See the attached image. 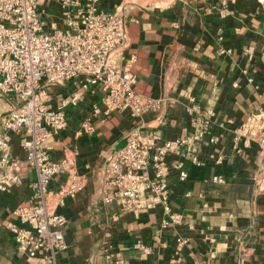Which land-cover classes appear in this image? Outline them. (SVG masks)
I'll return each instance as SVG.
<instances>
[{
  "label": "crops",
  "instance_id": "1",
  "mask_svg": "<svg viewBox=\"0 0 264 264\" xmlns=\"http://www.w3.org/2000/svg\"><path fill=\"white\" fill-rule=\"evenodd\" d=\"M131 2L127 58H134L135 92L168 102L142 119L100 113L91 135L80 132V123L99 101L100 89L68 107L67 129L46 141L52 158L68 159L83 183L59 208L69 220L63 227L68 248L59 262L264 264V149L249 135L236 138L243 125L264 123V0ZM121 4L103 0L101 7L112 11ZM76 89L69 81L46 91L57 107ZM17 105L14 95L0 92V120ZM194 108L210 123L205 141L220 140L200 149L202 165L185 162L187 180L172 171L171 208L180 219L173 221L161 207L127 211L106 203L105 166L125 135L143 125L158 133L159 144L192 136V121L199 118ZM11 159L20 164L22 183L0 192V264H41L19 251L7 228L18 222L14 210L31 203L36 179L18 137ZM66 178L55 176L51 188L60 190Z\"/></svg>",
  "mask_w": 264,
  "mask_h": 264
},
{
  "label": "built area",
  "instance_id": "2",
  "mask_svg": "<svg viewBox=\"0 0 264 264\" xmlns=\"http://www.w3.org/2000/svg\"><path fill=\"white\" fill-rule=\"evenodd\" d=\"M123 1L107 11L101 7L103 0H0V92L18 100L0 120V192L22 183L20 164L11 159L12 143L18 137L36 179L31 203L14 210L18 222L7 228L19 251L39 258L41 264H61L58 255L68 248L63 227L69 220L59 208L83 188L73 164L53 159L46 145L51 136L67 129L68 107L79 104L87 92L100 89L99 101L80 123V132L91 135L93 118L100 113L119 112L142 119L168 102L135 92L134 58H127V16L132 2ZM69 81H75L78 89L61 105L52 106L46 89ZM193 110L199 118L192 121V136L159 144L158 133L143 125L125 135L126 145L115 150L105 166L106 203L127 211L161 207L173 221L180 219L171 208L172 171L180 181L187 180L185 162L202 165L200 149L220 140L212 136L205 141L210 123L198 109ZM247 135L264 149V123L259 128L243 125L236 138ZM170 156L174 157L171 161ZM60 174L67 178L54 191L51 183ZM182 245L179 239L178 246Z\"/></svg>",
  "mask_w": 264,
  "mask_h": 264
},
{
  "label": "water",
  "instance_id": "3",
  "mask_svg": "<svg viewBox=\"0 0 264 264\" xmlns=\"http://www.w3.org/2000/svg\"><path fill=\"white\" fill-rule=\"evenodd\" d=\"M126 145V141H122L121 144L119 145L118 149L123 148Z\"/></svg>",
  "mask_w": 264,
  "mask_h": 264
}]
</instances>
